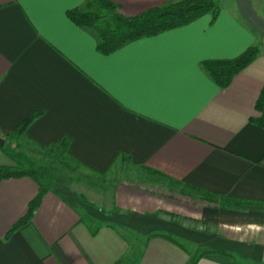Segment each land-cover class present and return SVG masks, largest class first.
<instances>
[{"label":"crops","instance_id":"obj_1","mask_svg":"<svg viewBox=\"0 0 264 264\" xmlns=\"http://www.w3.org/2000/svg\"><path fill=\"white\" fill-rule=\"evenodd\" d=\"M111 1L134 17L178 0ZM215 1V21L104 54L97 30L69 16L97 11L92 0H0L3 146L52 152L30 156L52 181L40 180V205L8 238L39 184L0 180V264H187L203 250L216 252L197 264H264V127L250 122L264 86V0ZM252 46L260 53L227 87L202 67ZM16 165L0 148V166ZM79 176L89 184H67ZM203 192L254 204L213 205Z\"/></svg>","mask_w":264,"mask_h":264},{"label":"trees","instance_id":"obj_2","mask_svg":"<svg viewBox=\"0 0 264 264\" xmlns=\"http://www.w3.org/2000/svg\"><path fill=\"white\" fill-rule=\"evenodd\" d=\"M92 1L99 6L103 13L89 10H72L69 12V16L75 24L92 27L97 30L99 34L97 49L104 54H109L130 41L157 35L170 29L188 25L208 13L212 14V21H215L220 12V7L215 0H178L150 9L140 15L127 17L118 11V6L111 0ZM258 53L259 48L257 46H252L233 59L206 60L202 62V67L218 86L224 88L231 83L233 77L237 73L257 57ZM255 108L259 115L257 117H251L250 122L263 128L264 86L256 100ZM37 116L38 114H34L24 120L13 131V135L23 134ZM66 145L67 142L64 139L61 142V146L65 148ZM0 148L17 162L16 166H0V180L29 176L39 184L38 194L29 203L26 213L6 233L5 238H8L13 232L32 219L35 210L40 205L42 197L46 192L40 180L47 176V172L42 166L37 165L33 161H29L27 165L17 161L19 157L16 154L7 151L4 146ZM122 161L123 163L127 162L125 156L122 157ZM62 162L69 168L74 167L67 160H63ZM202 198L207 203L213 205L233 208H243L254 204L245 200L218 196L208 192H203ZM165 237L172 240L168 235H165ZM209 252L214 253L216 251H197L192 255L187 264H197L200 258ZM221 253L228 254L224 252Z\"/></svg>","mask_w":264,"mask_h":264},{"label":"rangeland","instance_id":"obj_3","mask_svg":"<svg viewBox=\"0 0 264 264\" xmlns=\"http://www.w3.org/2000/svg\"><path fill=\"white\" fill-rule=\"evenodd\" d=\"M93 2V1H92ZM94 3V2H93ZM94 4H96V3H94ZM91 7H93V5L91 6ZM94 7H96V8H98L97 9V11H93V12H101V13H103V11L99 8V6L96 4V6H94ZM90 11H92V10H90ZM259 53H260V50H259ZM258 53V54H259ZM14 142L13 141H11L9 144L11 145V144H13ZM14 145V144H13ZM14 150H15V152L18 154L17 156L19 157V159H20V161L23 163V164H25V165H27L28 164V162L31 160L30 159V156L32 157V158H34L35 160H37V161H40L41 163H44V162H46V161H48L49 159H51V157L52 156H50V154L52 153L51 151H49V152H47L48 154H46L45 156H43L42 154H39L38 152H35V151H33V150H30V149H28L27 147H25V146H23V147H14L13 148ZM29 155V156H28ZM49 155V156H48ZM80 177V179L79 178H76V179H71V180H69V181H67V184H69V183H72L71 181H76L78 184H81V185H85V186H87L89 183H88V180L87 179H85V178H83V177H81V176H79ZM44 179H48L49 180V182L50 181H52V180H50V178H49V175L47 174V176L44 178ZM148 181L149 180H144V182H145V184H148ZM75 182V183H76ZM149 182H151V180L149 181ZM159 182V181H158ZM160 188H169L170 189V191H175V192H178V193H181V194H184L185 192H186V189H181L180 188V186H166L165 184H162V182H160V183H158L157 184ZM150 186H152V187H154V188H156V179L154 178V180H152V185H150ZM167 188V189H168ZM184 192V193H183Z\"/></svg>","mask_w":264,"mask_h":264},{"label":"water","instance_id":"obj_4","mask_svg":"<svg viewBox=\"0 0 264 264\" xmlns=\"http://www.w3.org/2000/svg\"><path fill=\"white\" fill-rule=\"evenodd\" d=\"M5 143V140L2 136H0V146H3Z\"/></svg>","mask_w":264,"mask_h":264}]
</instances>
